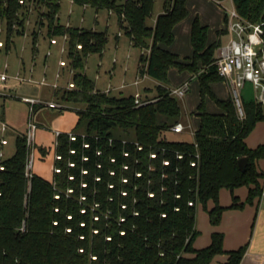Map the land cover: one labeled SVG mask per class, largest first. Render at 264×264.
<instances>
[{
	"label": "trees",
	"instance_id": "trees-1",
	"mask_svg": "<svg viewBox=\"0 0 264 264\" xmlns=\"http://www.w3.org/2000/svg\"><path fill=\"white\" fill-rule=\"evenodd\" d=\"M73 1L117 14L130 43L141 49L138 74L158 81L153 87L157 94L154 101L136 105L134 95L94 92V80L84 69L91 53L104 52L107 30L57 22L61 0H0L7 41L23 32L32 5L46 6L42 14L49 31L67 34L66 55L75 70L74 87L57 88L64 90L60 97L86 104L76 110L72 130L57 134L51 180L33 171L30 177L25 174L30 146L24 135L16 138L14 154L1 161L0 264H208L219 253L228 255L222 264H240L249 244L225 250L222 232H212L205 247L193 245L200 232L199 205L217 225L225 209L242 208L260 195L264 176L257 169L264 144L252 148L245 142L256 123L264 120L262 104L244 101L245 117L239 118L232 97L220 99L210 87L223 80L215 61L226 27L209 43L208 26L195 16L193 53L181 59L167 46L174 41V26L188 15L187 0H164L154 25L148 19L155 0ZM232 1L243 17L264 20V0ZM32 41L36 48L35 32ZM171 67L196 74L199 80V125L192 140L166 136L181 115L169 88ZM206 96L220 112L206 109ZM80 127L84 130L78 131ZM118 129L125 135L116 133ZM243 156L248 157L245 170L238 164ZM243 185L249 187L245 202L233 194L230 205L220 204L221 188L233 192ZM209 200L214 203L211 208Z\"/></svg>",
	"mask_w": 264,
	"mask_h": 264
},
{
	"label": "rangeland",
	"instance_id": "rangeland-1",
	"mask_svg": "<svg viewBox=\"0 0 264 264\" xmlns=\"http://www.w3.org/2000/svg\"><path fill=\"white\" fill-rule=\"evenodd\" d=\"M162 3L163 0L155 1L156 5L153 9V13L148 19L150 24L154 22L153 17L155 12L161 9ZM232 5V0H222L220 6L225 12V7H232ZM46 9L44 4H37V6L32 5L30 7V15L25 21L23 32L21 34H14L10 41H7L5 21L0 18V40L5 44L3 47H0V70L8 66L7 74L9 76L6 81L0 80V118L5 120L8 124L7 130L4 132V136L8 139V143L4 146V152L5 156L9 157L15 152L16 138L19 135H24L27 138L28 135V121L31 117L30 105L21 98L22 96L34 97L43 102L54 100L62 105L61 108H50L46 103H43L37 106L33 116L37 127L34 131L32 143L29 145L31 147L30 151L33 154L31 171L41 175L45 179L51 180L56 157V130L59 128H67V124H69L72 119L71 115H75L77 113L75 110L77 109H85L86 104L65 101L64 98L60 97L64 93V90L54 88L51 85L56 81L57 71L61 73L58 82L67 85L68 82L73 81L72 76L75 70L69 65V58L66 52L61 53L58 51V47L59 45L61 46L62 43L63 35H51L47 26L46 17L42 14ZM40 21H44V24L40 25ZM56 21L65 26L92 30H107L108 41L103 55L91 53L87 57L86 67L84 69L87 76L94 81L97 80V85L103 89H99L95 84L94 92L102 91L115 95H128L129 93L140 92L141 97H143L142 95H146L144 96L145 98H142L144 101L150 102L155 100L157 92L153 87H155L158 81L148 75L142 77L141 75L143 74H138L137 63L141 49L130 44L129 37L119 25V19L116 13L105 8L96 11L95 8L91 6L84 7L72 0H61L58 20ZM119 31H121V34L118 37L117 34ZM34 32L37 35L36 46L38 48L35 54L33 52L32 41V34ZM213 34L214 32H212L210 36ZM51 37L56 38L58 43L50 45L49 40ZM223 38L227 37L224 36ZM48 49H51L53 52L52 56H47ZM59 57L60 59H64L67 65L61 66V68L57 70L58 65L55 59L58 60ZM23 62L25 70L23 68ZM45 62L47 64L49 63L47 76H45V73H42ZM32 63L36 64L37 72L33 73V76H30V74H32L30 72ZM173 70V79L169 82L170 90L179 86L182 82H179V78L181 79V77L185 76L182 71H179L175 67ZM18 73L22 76H24L23 74L25 73L26 77H32V81L20 80L17 78ZM137 76L140 78L138 84L135 83ZM43 77H45L46 81L41 84L40 81ZM190 77L191 75L188 74L186 79L189 80ZM176 79H178V81H176ZM193 79L194 85L192 83L191 90H188L181 96L172 94L180 104L181 121L186 126V129L183 132H174L169 129L166 131V136L170 139L192 140L193 131L197 127L199 116L193 110H197L201 95L198 87V77L195 76ZM5 84H14V87L12 90H9V88H5ZM218 84L222 87L221 90L225 89V92H228V87L224 80H220ZM114 86L117 89L112 88ZM62 88H65V86L63 85ZM241 97L244 101L255 99V89L252 81L246 80L244 82L241 88ZM205 100L211 110H213L211 106H214L216 110H220V107L212 98L207 97ZM64 104L73 105L75 107H65ZM262 110L264 113V104L262 105ZM36 120L43 122V124L38 126ZM83 130L82 127L78 129V131ZM116 133L122 136L125 135L121 129H118ZM42 148L44 151L41 150ZM244 188L245 186L241 189ZM221 191L230 195L229 188L223 187L220 193ZM247 205L253 204L247 203ZM202 217H204V219ZM208 220L209 216L207 210L199 205L196 211V226L200 231L199 235L203 234L202 229L205 225L204 222L209 224ZM253 222L255 223V219ZM254 223L251 224V231L254 227Z\"/></svg>",
	"mask_w": 264,
	"mask_h": 264
},
{
	"label": "crops",
	"instance_id": "crops-1",
	"mask_svg": "<svg viewBox=\"0 0 264 264\" xmlns=\"http://www.w3.org/2000/svg\"><path fill=\"white\" fill-rule=\"evenodd\" d=\"M156 1V0H155ZM74 2V1H73ZM164 2V0H163ZM217 2V0H187L186 5L188 8V15L179 21L175 26H174V41L167 46L169 50H171L174 53H177L181 59L191 56L193 53V46L191 43V28H192V22L195 18V16H198L201 23L205 24L208 26V42H212L216 39V31L218 29H222L226 26V20H225V12L221 8V4ZM156 4H154L155 7ZM87 7V6H84ZM98 11V10H96ZM163 11V3L161 9L155 12L154 15V22L151 25H154L156 22L157 16L162 13ZM224 14H223V13ZM68 22V21H67ZM66 22V23H67ZM214 32L212 36L211 33ZM227 37V36H225ZM226 38H223V41H225ZM50 43V42H49ZM58 43V42H57ZM56 44V43H55ZM131 44V43H130ZM5 45V44H4ZM50 45H54L51 44ZM3 47V46H0ZM7 48V47H6ZM8 49V48H7ZM51 51V49H48V51ZM38 51V48L33 47V52ZM58 51H60V45L58 47ZM104 53V52H103ZM102 53V55H103ZM53 52L51 51L50 54L46 55L47 56H52ZM34 57V55H33ZM140 57V56H139ZM59 59H55L57 62V70L61 68L59 65ZM139 63V59H138ZM138 63H137V72H138ZM43 71L42 73H45V76H47L49 70V63L47 64L46 62L44 63L43 66ZM8 66L3 68L2 70H5L7 72ZM23 68L25 70V65L23 62ZM174 67H171L169 70V80L171 81L173 78L174 74ZM30 76H33V73L37 72L36 70V64L32 63V67L30 68ZM185 76L179 78V82L182 81L179 85H181L184 82H188V90H191L192 88V83L194 81V77L197 75L193 74L187 70L182 71ZM187 72V73H186ZM188 74L191 75L190 79L187 80L186 77ZM26 76V74H23ZM185 79V80H184ZM97 81V80H96ZM95 84L97 85V82ZM178 81V79H176ZM68 82V81H67ZM178 82V83H179ZM219 81L211 82L210 87L212 91L219 97L220 99H226L227 97L230 96V88L227 82L224 80L225 84L228 87V92L226 93L225 89L221 90L222 87L218 84ZM61 85L66 86V84L61 83ZM194 85V83H193ZM14 87V84H5V88H9V90H12ZM22 87V86H21ZM97 87L101 89L98 85ZM123 87V86H120ZM145 87H150V86H145ZM144 87V88H145ZM172 87V86H170ZM198 87L200 90L199 86V80H198ZM112 88H116L115 86ZM117 89V88H116ZM103 90V89H101ZM187 90V91H188ZM9 92V91H8ZM7 92V93H8ZM6 93V92H5ZM229 93V94H228ZM11 94V93H9ZM135 93H129L128 95H134ZM146 96V95H142ZM209 96H206V98ZM252 100V99H251ZM54 101V100H50ZM249 101V100H248ZM46 102H49L46 101ZM56 102V101H54ZM199 104V103H198ZM37 106L40 105H36ZM48 106V105H47ZM65 107H75L73 105H68L64 104ZM198 106V105H197ZM205 106H208L205 100ZM50 107V106H48ZM213 110H211L210 106L206 107V109L209 112H220L221 109L216 110L214 106H211ZM50 108H55V107H50ZM76 111V110H75ZM194 112L197 113V110H193ZM72 119L70 120L69 124H67V128H59L57 129V133L60 131H71V129L75 126L78 115L77 113L75 115H71ZM35 119V118H34ZM181 115L178 121H181ZM38 126L42 125L43 122H40L39 120H36ZM184 125V123H182ZM199 125V120L196 129L198 128ZM186 129V126L184 125L183 131ZM193 131L192 138L194 135L195 130ZM182 131V132H183ZM245 142L249 147H256L259 144H264V120H260L256 123L255 127L251 130V132L245 137ZM257 169L261 172H263L264 175V159H259L257 161ZM264 176L260 178V185H261V190H262V182H263ZM243 186H245L244 189H241ZM236 187L233 192L230 191V195L228 193H224L219 191V202L221 205L228 206L233 202V194L239 198L238 202H245L246 198L248 196L249 192V187L246 185ZM250 187H253V185H250ZM222 189V188H221ZM220 189V190H221ZM213 201L209 200L207 203L208 208H211L213 206ZM253 205H247V202H245L244 206L242 208H230V209H225L222 213L221 221L217 225H213L207 222H204L205 225L203 226L204 228L202 229L203 234L198 235L194 242L193 245L196 248H202L210 244L211 242V234L214 231L222 232L224 234L223 237V248L225 250H232L240 247L241 245H244L248 243V248L245 254L243 255L240 264H264V195L260 193V195H257L254 197ZM204 219V217H202ZM255 219V223L253 222ZM254 223V227L251 231V224ZM201 227V226H199ZM202 228V227H201ZM190 256L192 254H189ZM228 255L226 253H219L216 254L213 259L208 263V264H222L224 261L227 260Z\"/></svg>",
	"mask_w": 264,
	"mask_h": 264
},
{
	"label": "built area",
	"instance_id": "built-area-1",
	"mask_svg": "<svg viewBox=\"0 0 264 264\" xmlns=\"http://www.w3.org/2000/svg\"><path fill=\"white\" fill-rule=\"evenodd\" d=\"M22 2V0H20ZM73 1V0H72ZM222 0H218L221 4ZM225 13L227 15L226 29L227 38L223 43L217 48L216 53V65L218 73L222 76L223 80L227 82L230 88V96L232 97L234 104L236 106L237 114L239 118L245 117L244 100L241 97V88L246 80L252 81L255 89V100L256 102L264 104V20L254 22L245 17H243L235 8L234 4L232 7H225ZM121 34L120 32H118ZM62 43L60 46V52L64 53L67 51L65 45L67 40V34L62 37ZM49 42L55 44L58 40L51 37ZM4 42L0 40V46H3ZM80 48L81 44H77ZM146 53H149L150 49H144ZM48 54L51 53L49 50ZM59 65H66L64 59L59 60ZM61 73L57 71L56 81L51 84L54 88L61 87L58 82ZM145 77L146 74L141 75ZM8 74L5 70H0V80L6 81L8 79ZM139 76H137L135 83H139ZM17 78L20 80L32 81V77L22 76L18 73ZM46 79L43 77L40 81L41 84L45 83ZM74 83L72 81L68 82L65 88H73ZM188 82H184L181 85L172 88L171 94L184 95L188 90ZM110 88V87H109ZM24 101L28 102L30 105L31 117L28 121V135L27 144L30 145L33 140L34 131L37 127L34 121V110L36 105H41L46 103L50 107H62L61 104L49 101L43 102L39 99L30 96H22ZM134 103L136 105H141L147 103L141 97L140 92H135ZM8 124L5 120L0 118V170L4 169L2 160L6 158L4 152V146L8 143V139L4 136V132L7 130ZM174 132H182L184 125L182 122L178 121L170 127ZM59 133V132H58ZM57 133V134H58ZM31 149V147H30ZM58 157V156H57ZM33 154L30 151L25 174L30 177L32 175L31 164H32ZM195 164V162H192ZM262 195H264V179L262 182Z\"/></svg>",
	"mask_w": 264,
	"mask_h": 264
},
{
	"label": "water",
	"instance_id": "water-1",
	"mask_svg": "<svg viewBox=\"0 0 264 264\" xmlns=\"http://www.w3.org/2000/svg\"><path fill=\"white\" fill-rule=\"evenodd\" d=\"M247 161H248V157H247V156H243V157H240V158L238 159L239 167H240L242 170H245V168H246V164H247Z\"/></svg>",
	"mask_w": 264,
	"mask_h": 264
}]
</instances>
